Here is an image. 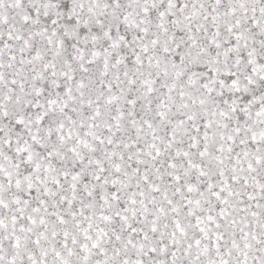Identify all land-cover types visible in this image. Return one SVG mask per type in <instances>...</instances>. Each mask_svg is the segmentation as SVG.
<instances>
[{"label": "rangeland", "instance_id": "1", "mask_svg": "<svg viewBox=\"0 0 264 264\" xmlns=\"http://www.w3.org/2000/svg\"><path fill=\"white\" fill-rule=\"evenodd\" d=\"M0 264H264V0H0Z\"/></svg>", "mask_w": 264, "mask_h": 264}]
</instances>
